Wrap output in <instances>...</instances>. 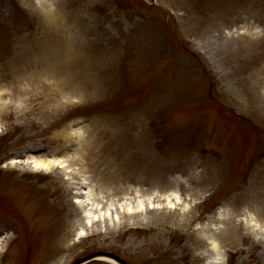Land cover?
Here are the masks:
<instances>
[{
	"label": "rangeland",
	"instance_id": "rangeland-1",
	"mask_svg": "<svg viewBox=\"0 0 264 264\" xmlns=\"http://www.w3.org/2000/svg\"><path fill=\"white\" fill-rule=\"evenodd\" d=\"M263 166L264 0H0V264H264Z\"/></svg>",
	"mask_w": 264,
	"mask_h": 264
},
{
	"label": "bare ground",
	"instance_id": "bare-ground-1",
	"mask_svg": "<svg viewBox=\"0 0 264 264\" xmlns=\"http://www.w3.org/2000/svg\"><path fill=\"white\" fill-rule=\"evenodd\" d=\"M39 4L46 8L47 7V4L45 1H40ZM95 5L93 4H90L89 8L91 11H93L95 9ZM86 82V87L87 89L89 90L90 89V83H91V79H89V76L87 77V80L85 81ZM88 93H90L89 91H87ZM49 163H43V162H37L35 164V169H47L49 165ZM264 167V166H263ZM86 191V190H85ZM246 192H249V191H244V192H241L239 194H236L234 197L230 198L229 201H228V204H227V208L225 210V216H226V219H230L234 214H238L242 208L244 206H248L249 208H251L253 211H255V213H260V211L262 210V205H261V202H260V199H261V196L264 195V191H261V192H257L256 194H254L253 196H251V198H248L246 201L245 200V195H246ZM84 198V203L82 205H80V210L85 214H84V219L85 221L88 220V222H91V217L93 215V212H95L94 210H96L97 208H101L102 207V204H101V199L100 198H97L95 197L94 195H92L90 192L88 193V195H86V193H84V196H82ZM153 197V198H152ZM150 199L152 202H148L147 204L148 205V209L149 210H154L155 211H159L161 210V208L159 207H156L154 205V202L156 201H161L163 197H154L152 196ZM172 197L171 195L169 196V198ZM136 198H139V200L137 199V203L139 204L140 202V193L138 192L137 193V196ZM174 201V203H177V199H172ZM164 202H167L169 201L168 198H164L163 199ZM138 206H141V205H137L136 207ZM143 206V205H142ZM165 209H169V207H164ZM94 209V210H93ZM116 209H119V208H116ZM131 210V209H129ZM131 212V213H130ZM126 213H128V215H134L135 213H141V211H138V212H135L134 211H127ZM198 216V215H197ZM196 215H192L191 214H183L181 216V219H182V225L183 227L187 228L188 229V236L189 238L192 237L193 238V243H189V244H184L181 248H180V252L179 251H176V252H179L181 253L182 251H185L187 252V247L189 250H192L195 249L196 251V255L194 253V256L192 257V264H201L203 263L205 260H207L208 258H211L212 255H214V251L217 250V254L220 252L221 254V249L224 247L222 246H216V244L214 243H211V240L210 238L212 237H209V236H205L202 234V232L204 231L205 233H207V231H209L211 228L210 226H207V225H204L202 226L201 228L199 229H195V228H191V225H193L194 223H196L197 221L199 220H202V219H199ZM104 219L107 221L108 218L106 217V215L104 216ZM257 223L260 227L258 228L257 232L259 233L261 231V226H262V223L260 221H258V218H257ZM167 222H165V225H161V228L159 229V231L163 232L167 239L171 236L172 234V230L166 226ZM163 227V228H162ZM203 229V230H201ZM213 230V228H212ZM243 230V229H242ZM240 230V233L241 231ZM262 234L264 235V232H262ZM203 236V238H201V236ZM249 235L247 234H244L243 232L240 234V241L241 243H245V242H248L250 241L251 239L248 237ZM161 243L158 244V246H160ZM237 245V244H235ZM234 246V244H233ZM160 248V247H159ZM219 248V250H218ZM175 249V248H174ZM174 251V250H173ZM169 252V251H168ZM171 252V251H170ZM96 261L98 262H103V263H106V264H118L117 262H115L114 260L108 258V257H100L98 259H96Z\"/></svg>",
	"mask_w": 264,
	"mask_h": 264
},
{
	"label": "water",
	"instance_id": "water-1",
	"mask_svg": "<svg viewBox=\"0 0 264 264\" xmlns=\"http://www.w3.org/2000/svg\"><path fill=\"white\" fill-rule=\"evenodd\" d=\"M100 257H108V258L114 260L115 262H117L118 264H127L117 256L110 255V254H104V253L85 258L83 260L78 261L76 264H87V263H90L92 261H96V259H98Z\"/></svg>",
	"mask_w": 264,
	"mask_h": 264
}]
</instances>
